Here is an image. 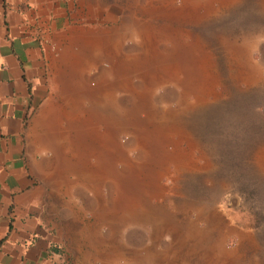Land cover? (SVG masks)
Wrapping results in <instances>:
<instances>
[{
	"label": "rangeland",
	"instance_id": "374dc122",
	"mask_svg": "<svg viewBox=\"0 0 264 264\" xmlns=\"http://www.w3.org/2000/svg\"><path fill=\"white\" fill-rule=\"evenodd\" d=\"M59 1H43L48 76L27 148L58 264H264V0ZM56 33L64 43L49 51ZM71 37H88L72 50L91 69L66 91L59 72L73 62L60 54ZM62 99L63 153L84 175L57 176L40 147L35 121Z\"/></svg>",
	"mask_w": 264,
	"mask_h": 264
},
{
	"label": "crops",
	"instance_id": "0c3cea01",
	"mask_svg": "<svg viewBox=\"0 0 264 264\" xmlns=\"http://www.w3.org/2000/svg\"><path fill=\"white\" fill-rule=\"evenodd\" d=\"M43 1L47 3L49 0H0V264L59 262L55 254L49 251L48 236L43 235L39 228L40 215L35 206L38 194L27 154L30 115L33 114L34 117L39 112L46 94L48 76L45 46L48 40L44 39L45 35L40 29L48 26L39 25L47 18V13L42 12ZM57 1L59 5L60 1ZM48 15L51 16L50 12ZM69 39L72 45L64 48L62 55L60 54V59H64L61 62L67 64L71 59L73 62L69 67L64 66V72H59V81H63V90L66 91L73 84L72 78L75 75L81 71L89 74L88 70L91 69L87 58H80L77 64L74 62L76 57L73 59L74 50L84 51L87 47L88 37L84 41L80 40L83 44L74 41L73 37ZM64 40V35L56 33L49 41V51L53 50V44L59 47ZM51 56L53 57L52 53ZM62 100L63 103L51 105L49 113L41 115L44 116L42 121L41 117L35 121V124L42 125L45 129L43 134H38L40 147L41 150L50 148L55 160L57 159L54 166L57 176L68 169L84 175L82 162L74 166L62 153V139L66 136L64 125L67 123L64 119L65 100ZM47 119V124H43ZM48 140L50 141L47 142ZM34 167L38 176L36 166ZM55 179L57 180L56 176ZM52 182L49 179V183ZM82 182L83 188L91 190L88 180L82 179ZM93 243L96 248L106 247L102 239Z\"/></svg>",
	"mask_w": 264,
	"mask_h": 264
},
{
	"label": "bare ground",
	"instance_id": "6f19581e",
	"mask_svg": "<svg viewBox=\"0 0 264 264\" xmlns=\"http://www.w3.org/2000/svg\"><path fill=\"white\" fill-rule=\"evenodd\" d=\"M167 7H168V6H167ZM171 8H172V7H171ZM108 36H109V35H108ZM108 36H107V37H108ZM100 39H101V38H100ZM112 39H113V38H112ZM121 39H122V37H121ZM103 40H105V39H103ZM94 41H95V40H94ZM162 41H163V40H162ZM103 42H104V41H103ZM105 42H106V41H105ZM105 42H104V43H105ZM139 42H140V41H139ZM86 43H87V42H86ZM106 43H107V42H106ZM114 43H115V42H114ZM114 43H113V44H114ZM116 43H117V42H116ZM116 43H115V44H116ZM121 43H122V42H121ZM123 43H124V42H123ZM82 44H83V43H82ZM88 44H89V43H88ZM111 44H112V42H111ZM140 44L142 45V43H140ZM152 44H154V43L152 42ZM118 45H119V44H118ZM147 45H149V44H147ZM150 45H151V44H150ZM154 45H155V44H154ZM171 45H172V44H171ZM176 45H177V44H176ZM82 46H83V45H82ZM87 46H88V45H87ZM101 46L103 47V43H102ZM113 46H114V45H113ZM116 46H117V45H116ZM173 46H174V45H173ZM179 46H180V45H179ZM188 46H189V45H188ZM89 47H90V46H89ZM91 47H92V46H91ZM145 47H146V46H145ZM189 47H190V46H189ZM81 48H82V47H81ZM113 48H114V47H113ZM115 48H116V47H115ZM153 48H154V47H153ZM94 49H95V48H94ZM117 49H118V48H117ZM149 49H150V48H149ZM96 50H97V48H96ZM146 50H147V49H146ZM151 50H152V49H150V51H151ZM154 50H155V49H154ZM187 50H188V49H187ZM152 51H153V50H152ZM152 51H151V54L153 53ZM63 52H64V51H63ZM81 52H82V51H81ZM87 52H88V51H87ZM93 52H94V51H93ZM101 52H102V50H101ZM175 52H176V51H175ZM146 53H147V52H146ZM194 53H195V52H194ZM86 54H87V53H86ZM182 54H184V53H182ZM195 54H196V53H195ZM61 55H62V54H61ZM100 55H101V54H100ZM145 55H146V54H145ZM149 55H150V53H149ZM189 55H190V53H189ZM200 55H201V54H200ZM71 56H72V55H71ZM115 56H116V55H115ZM162 56H163V55H162ZM186 56H187V55H186ZM202 56H203V55H202ZM84 57H85V56H84ZM86 57H87V56H86ZM111 57H112V56H111ZM153 57H154V56H153ZM155 57H156V56H155ZM188 57H189V56H188ZM191 57H192V56H191ZM193 57H194V56H193ZM196 57H197V56H196ZM70 58H72V57H70ZM100 58H101V57H100ZM123 58H124V57H123ZM125 58H126V57H125ZM127 58H128V57H127ZM189 58H190V57H189ZM200 58H201V57H200ZM107 59H108V58H107ZM115 59H116V58H115ZM152 59H153V58H152ZM202 59H203V57H202ZM61 60H62V59H61ZM63 60H64V59H63ZM63 60H62V61H63ZM69 60H70V59H69ZM100 60H101V59H100ZM112 60H113V59H112ZM116 60H117V59H116ZM131 60H132V59H131ZM156 60H157V59H156ZM181 60H182V59H181ZM188 60H189V59H188ZM110 61H111V60H110ZM154 61H155V60H154ZM159 61H160V60H159ZM90 62H91V60H90ZM116 62H117V61H116ZM136 62H138V61L136 60ZM139 62H140V61H139ZM163 62H164V61H163ZM165 62H166V61H165ZM200 62H201V61H200ZM203 62H205V61H203ZM203 62H201V63H203ZM88 63H89V62H88ZM99 63H101V62H99ZM143 63H144V62H143ZM76 64H77V63H76ZM76 64H75V65H76ZM126 64H127V63H126ZM130 64H131V63H130ZM130 64H129V65H130ZM145 64H146V63H145ZM149 64H150V63H149ZM159 64H160V62H159ZM183 64H185V63H183ZM199 64H200V63H199ZM199 64H198V65H199ZM108 65H109V64H108ZM136 65H137V64H136ZM178 65H179V64H178ZM116 66H117V65H116ZM123 66H124V65H123ZM125 66H126V65H125ZM149 66H150V65H149ZM151 66H152V65H151ZM151 66H150V67H151ZM77 67H78V66H77ZM109 67H110V66H109ZM117 67H118V66H117ZM145 67H146V66H145ZM150 67H149V68H150ZM182 67H183V66H182ZM202 67H203V66H202ZM202 67H200V68H202ZM79 68H80V67H79ZM130 68H131V67H130ZM147 68H148V66H147ZM193 68H194V66H193ZM108 69H109V68H108ZM198 69H199V68H198ZM203 69H205V68H203ZM71 70H73V69H71ZM100 70H101V69H100ZM130 70H131V69H130ZM135 70H136V69H135ZM142 70H143V69H142ZM199 70H200V69H199ZM199 70H198V71H199ZM86 71H87V70H86ZM131 71H132V70H131ZM136 71H138V70H136ZM140 71H141V70H140ZM160 71H161V70H160ZM160 71H159V72H160ZM173 71H174V70H173ZM180 71H181V70H180ZM182 71H183V70H182ZM185 71H186V70H185ZM72 72H73V71H72ZM72 72H70V73H72ZM74 72H76V71L74 70ZM122 72H123V71H122ZM125 72H126V71H125ZM125 72H124V73H125ZM144 72H145V70H144ZM161 72H162V71H161ZM168 72H169V71H168ZM178 72H179V71H178ZM68 73H69V72H68ZM103 73H104V71H103ZM107 73H108V72H107ZM141 73H142V72H141ZM149 73H150V72H149ZM152 73H154V72H152ZM162 73H163V72H162ZM186 73H187V72H186ZM192 73H193V72H192ZM72 74H73V73H72ZM138 74H139V73H138ZM103 75L105 76V74H103ZM131 75H132V74H131ZM142 75H143V73H142ZM147 75H148V74H147ZM189 75H190V74H189ZM201 75H202V74H201ZM76 76H77V75H76ZM76 76H75V77H76ZM101 76H102V75H101ZM126 76H127V75H126ZM132 76H133V75H132ZM143 76H146V74L143 75ZM148 76H149V75H148ZM198 76H199V75H198ZM202 76H203V75H202ZM73 77H74V76H73ZM156 77H157V76H156ZM167 77H168V76H167ZM170 77H172V76H170ZM196 77H197V76H196ZM203 77H204V76H203ZM71 78H72V77H71ZM135 78H137V77H135ZM187 78H188V77H187ZM204 78H207V77H204ZM72 79H73V78H72ZM120 79H121V78H120ZM129 79H130V78H128V80H129ZM169 79H170V78H169ZM171 79H172V78H171ZM185 79H186V78H185ZM61 80H62V79H61ZM153 80H154V79H153ZM167 80H168V79H167ZM195 80H196V79H195ZM72 81H73V80H72ZM102 81H103V80H102ZM139 81H140V80H139ZM169 81H170V80H169ZM169 81H168V82H169ZM183 81H185V80H183ZM186 81L188 82V80H186ZM62 82H63V81H62ZM62 82H61V83H62ZM105 82H106V81H105ZM105 82H104V83H105ZM144 82H145V81H144ZM187 82H185V83H187ZM192 82H195V81H192ZM198 82H199V81H198ZM66 83H67V82H66ZM79 83H80V82H79ZM101 83H102V82H101ZM101 83H99V84L101 85ZM129 83H130V81H129ZM148 83H149V82H148ZM203 83H204V82H203ZM205 83H206V82H205ZM94 84H95V83H94ZM115 84H116V83H115ZM122 84H123V83H122ZM122 84H121V86H122ZM183 84H184V83H183ZM206 84H207V83H206ZM70 85H71V84H70ZM96 85H97V84H96ZM123 85H124V84H123ZM195 85H196V84H195ZM202 85H203V84H202ZM204 85H205V84H204ZM64 86H65V85H64ZM72 86H73V85H72ZM74 86H75V85H74ZM102 86H103V85H102ZM124 86H125V85H124ZM124 86H123V87H124ZM191 86H192V85H191ZM84 87H85V86H84ZM117 87H118V86H117ZM129 87H130V85H129ZM109 88H110V87H109ZM111 88H112V87H111ZM145 88H146V87H145ZM128 89H130V88H128ZM132 89H133V88H132ZM152 89H153V88H152ZM202 89H203V88H202ZM143 90H144V88H143ZM188 90H189V89H188ZM198 90H199V89H198ZM126 91H127V90H126ZM134 91H135V90H134ZM63 93H64V92H63ZM65 94H66V93H65ZM137 94H138V93H137ZM150 94H151V93H150ZM83 95H84V94H83ZM96 95H97V94H96ZM111 95H112V94H111ZM84 96H85V95H84ZM106 96H107V95H106ZM68 97H69V96H68ZM132 97H133V96H132ZM142 97H143V96H142ZM89 98H90V97H89ZM97 99H98V98H97ZM140 99H141V98H140ZM90 101H91V100H90ZM143 101H144V100H143ZM110 104H111V103H110ZM55 105H56V104H55ZM111 105H113V104H111ZM137 105H138V104H137ZM105 106H106V105H105ZM139 106H140V105H139ZM135 107H137V106H135ZM51 108H52V107H51ZM102 108H103V107H102ZM81 110H82V109H81ZM113 111H114V110H113ZM113 111H112V112H113ZM122 111H124V110H122ZM131 111H132V110H131ZM138 111H139V110H138ZM138 111H137V112H138ZM151 111H152V110H151ZM52 112H53V111H52ZM64 112H65V110H64ZM103 112H104V111H103ZM125 112H126V111H125ZM125 112H124V114H125ZM48 113H49V112H48ZM80 113H81V112H80ZM85 113H86V112H85ZM50 114H51V113H50ZM97 114H98V113H97ZM84 115H85V114H84ZM141 115H142V114H141ZM80 116H81V114H80ZM80 116H79V117H80ZM121 116H123V115H121ZM118 117H119V116H118ZM43 118H44V117H43ZM46 118H47V117H46ZM48 118H49V117H48ZM56 118H57V117H56ZM141 118H142V117H141ZM49 119H50V118H49ZM49 119H48V121H49ZM64 119H67V118H64ZM81 119H82V118H81ZM84 119H85V116H84ZM84 119H82V120H83V123H84ZM55 120H56V119H55ZM76 120H77V119H76ZM137 120H139V119H137ZM44 121H45V120H44ZM53 121H54V120H53ZM71 121H72V119H71ZM79 121H80V120H79ZM139 121H140V120H139ZM121 122H122V121H121ZM124 122H125V121H124ZM124 122H123V123H124ZM56 123H57V121H56ZM60 123H61V122H60ZM68 123H69V122H68ZM72 123H73V122H72ZM145 123H146V122H145ZM140 124H141V123H140ZM40 125H41V124H40ZM53 125H54V124H53ZM72 125H73V124H72ZM124 125H125V124H124ZM152 125H153V124H152ZM38 126H39V124H38ZM68 126H70V124H68ZM82 126H83V125H82ZM52 127H53V126H52ZM54 127H55V126H54ZM61 127H63V126H61ZM56 128H57V127H56ZM64 128H66V127H64ZM70 128H71V126H70ZM74 128L76 129V126H74ZM162 128H163V127H162ZM105 129H106V128H105ZM46 130H48V129H46ZM53 130H54V129H53ZM54 131H55V130H54ZM71 131H72V130H71ZM99 131H100V130H99ZM45 133H46V132H45ZM82 133H83V131H82ZM103 133H104V132H103ZM74 134H75V133H74ZM49 135H50V134H49ZM49 135H48V136H49ZM112 135H113V134H112ZM112 135H111V136H112ZM138 135H139V134H138ZM41 136H42V135H41ZM52 136H53V135H52ZM52 136H51V137H52ZM75 136H76V135H75ZM78 136H79V135H78ZM87 136H88V135H87ZM97 136H98V135H97ZM100 136H101V135H100ZM45 137H46V135H45ZM145 137H146V136H145ZM61 138H62V137H61ZM61 138H60V139H61ZM74 138H75V137H74ZM98 138H99V137H98ZM100 138H101V137H100ZM84 139H85V138H84ZM38 140H39V139H38ZM45 140H46V139H45ZM79 140H81V139H79ZM49 141H50V140H48L47 142H49ZM101 141H102V139H101ZM94 142H95V141H94ZM98 142H100V141H98ZM152 142H153V141H152ZM44 143H45V142H44ZM42 144H43V143H42ZM86 144H87V143H86ZM158 144H159V143H158ZM82 145H83V144H82ZM151 145H152V144H151ZM165 145H166V144H165ZM91 146H92V145H91ZM160 146H161V145H160ZM86 147H87V146H86ZM94 147H95V146H94ZM94 147H93V148H94ZM96 147H97V146H96ZM119 147H120V146H119ZM103 148H104V147H103ZM120 148H121V147H120ZM91 149H92V148H91ZM154 149H155V148H154ZM59 150H60V149H59ZM167 150H168V149H167ZM169 150H171V149H169ZM169 150H168V151H169ZM92 151H93V150H92ZM103 151H104V150H103ZM106 151H107V150H106ZM111 151H112V150H111ZM120 151H121V150H120ZM123 151H124V150H123ZM150 152H152V151H150ZM157 152H158V150H157ZM163 152H165V151H163ZM170 152H171V151H170ZM55 153H56V152H55ZM62 153H63V151H62ZM121 153H123V152H121ZM152 153H153V152H152ZM123 154H124V153H123ZM149 154H150V153H149ZM156 154H157V153H156ZM153 155H155V154H153ZM162 155H163V154H162ZM101 156H102V155H101ZM163 156H164V155H163ZM93 157H95V155H94ZM95 158H96V157H95ZM98 158H99V157H98ZM103 158H104V157H103ZM111 158H112V157H111ZM130 158H131V157H130ZM101 159H102V158H101ZM145 159H148V158H145ZM56 160H57V159H56ZM60 160H61V159H60ZM121 160H122V158H121ZM168 160H169V158H168ZM104 161H105V160H104ZM60 162H61V161H60ZM60 162H59V163H60ZM124 162H125V161H124ZM149 162H150V161H149ZM161 162H163V161H161ZM141 163H142V162H141ZM159 163H160V162H159ZM106 164H107V163H106ZM127 164H128V163H127ZM60 165H61V164H60ZM82 165H83V164H82ZM125 165H126V164H125ZM128 165H129V164H128ZM128 165H127V166H128ZM57 166H58V165H57ZM77 167H78V166H77ZM89 167H90V166H89ZM89 167H88V168H89ZM128 167H129V166H128ZM137 167H138V166H137ZM58 168H59V167H58ZM61 169H62V168H61ZM77 169H78V168H77ZM97 169H98V168H97ZM109 169H110V168H109ZM142 169H143V168H142ZM73 170H74V169H73ZM84 170H85V169H84ZM138 170H140V169H138ZM102 171H103V170H102ZM58 172H59V171H58ZM106 172H107V171H106ZM140 172H141V170H140ZM153 172H154V171H153ZM155 173H156V172H155ZM88 174H89V173H88ZM107 174H108V173H107ZM141 174H142V173H141ZM164 174H165V173H164ZM164 174H163V175H164ZM101 175H102V174H101ZM112 175H113V174H112ZM125 175H126V174H125ZM125 175H124V176H125ZM139 175H140V174H139ZM89 176H90V175H89ZM115 176H116V175H115ZM115 176H114V177H115ZM118 176H119V175H118ZM148 176H149V175H148ZM86 177H87V176H86ZM97 177H98V176H97ZM103 177H104V176H103ZM109 178H110V177H109ZM118 178H119V177H118ZM88 179H89V178H88ZM93 179H94V178H93ZM99 180H100V179H99ZM105 180H106V179H105ZM139 180H140V179H139ZM141 180H142V179H141ZM114 181H115V180H114ZM133 181H134V180H133ZM91 182H92V181H91ZM93 182H94V181H93ZM118 183H119V182H118ZM120 183H121V182H120ZM128 183H129V182H128ZM136 183H137V182H136ZM147 183H148V182H147ZM156 184H157V183H156ZM142 185H145V184H142ZM148 185H149V184H148ZM126 186H127V185H126ZM100 187H101V186H100ZM121 187H122V186H121ZM121 187H120V188H121ZM127 187H128V186H127ZM127 187H126V188H127ZM90 188H91V187H90ZM142 188H143V187H142ZM97 189H98V188H97ZM121 190H122V189H121ZM126 190H127V189H126ZM141 190H142V189H141ZM136 191H137V190H136ZM122 193H123V192H122ZM136 194H137V193H136ZM124 195H125V194H124ZM133 195H134V194H133ZM96 196H97V195H96ZM116 198H118V197L116 196ZM126 198H127V197H126ZM114 199H115V198H114ZM118 200H119V199H118ZM138 201H139V199H138ZM113 202H114V201H113ZM138 203H139V202H138ZM114 204H115V203H114ZM124 206H125V205H124ZM104 208H105V207H104ZM100 209H101V208H100ZM133 210H134V208H133ZM104 211H105V210H104ZM104 213H105V212H104ZM111 213H114V212H111ZM120 214H121V213H120ZM132 214H133V213H132ZM113 215H114V214H113ZM118 215H119V214H118ZM129 215H130V214H129ZM134 215H135V214H134ZM119 216H120V215H119ZM105 217H106V216H105ZM116 217H118V216H116ZM121 217H123V216L121 215ZM137 217H138V216H137ZM131 218H132V217H131ZM135 218H136V217H135ZM135 218H134V219H135ZM138 218H139V217H138ZM116 219H118V218H116ZM121 219H122V218H121ZM134 219H133V220H134ZM129 220H130V219H129ZM133 220H132V221H133ZM136 220H137V219H136ZM122 221H123V220H122ZM125 221H126V220H125ZM166 224H167V223H166ZM120 225H121V224H120ZM123 225H124V224H123ZM118 227H119V226H118ZM183 227L185 228L186 226H183ZM114 228H115V227H114ZM168 229H169V228H168ZM185 230H186V229H185ZM186 231H187V230H186ZM189 232H190V230H189ZM171 234H172V233H171ZM184 234H185V233H184ZM172 235H174V234H172ZM191 235H192V234H191ZM192 237H193V236H192ZM195 237H197V236H195ZM173 238H174V237H173ZM184 238H185V237H184ZM217 238H218V237H217ZM195 239H196V238H195ZM198 241H199V240H198ZM200 241H201V240H200ZM195 243H196V242H195ZM186 244H187V243H186ZM184 246H185V245H184ZM181 247H182V246H181ZM182 248H183V247H182ZM173 249H174V248H173ZM184 249H185V248H184ZM188 249H189V248H188ZM196 249H197V248H196ZM175 250H176V249H175ZM209 250H210V248H209ZM177 251H180V250H177ZM177 251H176V252H177ZM188 251H189V250H188ZM182 252H183V251H182ZM201 252H202V251H201ZM206 252H207V250H206ZM211 252H213V251H211ZM168 253H169V252H168ZM196 253H198V252H196ZM213 253H215V252H213ZM183 254H184V253H183ZM208 254H209V253H208ZM211 254H212V253H211ZM175 255H176V254H175ZM228 255H229V254H228ZM145 257H146V256H145ZM215 257H217V256H215ZM233 257H234V256H233ZM149 258H150V257H149ZM219 259H220V258H219ZM149 261H150V260H149ZM218 261H219V260H218ZM224 261H225V260H224ZM142 262H143V261H141V263H142ZM229 262H230V261H229ZM232 263H233V262H232ZM229 264H230V263H229Z\"/></svg>",
	"mask_w": 264,
	"mask_h": 264
}]
</instances>
